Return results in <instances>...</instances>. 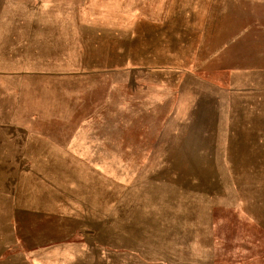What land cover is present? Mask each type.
Here are the masks:
<instances>
[{"label":"rangeland","instance_id":"rangeland-1","mask_svg":"<svg viewBox=\"0 0 264 264\" xmlns=\"http://www.w3.org/2000/svg\"><path fill=\"white\" fill-rule=\"evenodd\" d=\"M0 137L82 199L1 264H264V0H0Z\"/></svg>","mask_w":264,"mask_h":264},{"label":"crops","instance_id":"crops-1","mask_svg":"<svg viewBox=\"0 0 264 264\" xmlns=\"http://www.w3.org/2000/svg\"><path fill=\"white\" fill-rule=\"evenodd\" d=\"M67 144L55 143L47 138L42 142V152L36 155V158L30 159L24 153L22 140H19L18 143L16 141L11 142V146H14L13 155L6 137H0V210L21 211L23 209L24 192L31 191L33 188L35 191L39 187H44L46 190L59 195V202H54L51 205L55 211L66 210L67 204L65 202L68 201L73 202V204L80 203L82 199L80 197L72 198L71 190L63 186L68 183V178L60 173L54 164L58 160L55 157L63 160L70 158V148ZM37 157L40 158L37 159ZM24 161L29 162L25 168H23ZM40 161L44 163L47 170L39 164ZM30 208L39 209L38 206L34 205ZM6 226L10 229L14 227L13 233L11 230L6 232ZM22 226L23 218L21 217H13L8 224L5 223V219L0 220V259L10 256V254H7V249L15 250V256H17L18 250V256L22 257V245L19 246L23 239Z\"/></svg>","mask_w":264,"mask_h":264}]
</instances>
